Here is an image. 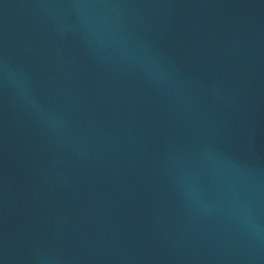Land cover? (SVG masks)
Listing matches in <instances>:
<instances>
[{
	"label": "water",
	"instance_id": "95a60500",
	"mask_svg": "<svg viewBox=\"0 0 264 264\" xmlns=\"http://www.w3.org/2000/svg\"><path fill=\"white\" fill-rule=\"evenodd\" d=\"M0 264H264V0H0Z\"/></svg>",
	"mask_w": 264,
	"mask_h": 264
}]
</instances>
